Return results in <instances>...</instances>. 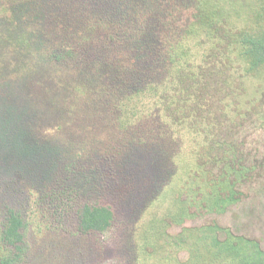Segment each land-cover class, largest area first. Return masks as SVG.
Returning <instances> with one entry per match:
<instances>
[{"label":"rangeland","instance_id":"rangeland-1","mask_svg":"<svg viewBox=\"0 0 264 264\" xmlns=\"http://www.w3.org/2000/svg\"><path fill=\"white\" fill-rule=\"evenodd\" d=\"M121 2L116 28L101 12ZM263 45L264 0H0L17 264H234L253 247L237 236L264 250ZM84 203L112 210L107 231H77Z\"/></svg>","mask_w":264,"mask_h":264},{"label":"trees","instance_id":"trees-1","mask_svg":"<svg viewBox=\"0 0 264 264\" xmlns=\"http://www.w3.org/2000/svg\"><path fill=\"white\" fill-rule=\"evenodd\" d=\"M111 4L109 7L102 10L101 14L103 15H110L111 13L116 16V28H120L124 26V22L130 20L132 17V12H134L133 8L131 11L125 10L123 7L124 4ZM125 3V2H124ZM104 5L108 6V3H104ZM127 19V20H126ZM259 40L254 39L251 37L248 44L253 46L254 48L257 47ZM197 47V45H195ZM262 55L264 54V45L262 48ZM74 58V56L70 54H65L63 52H59L54 56L52 59L55 62L65 61L68 58ZM239 159V158H236ZM233 170L234 167H238L233 163ZM240 169L238 170V172ZM237 180H234L230 187L235 185ZM236 196V197H235ZM233 202L238 200L237 195H232L231 197ZM240 201L241 198L239 197ZM77 215V231L81 234H90V233H103L107 231L113 219L112 210L108 206L100 205V204H93V203H84L78 207L76 210ZM0 250L3 251V255H0V264H17L21 260L24 250L23 247L25 246V236L24 230L25 225L22 222V219L16 214L13 210H6L5 214L3 215V220L0 222ZM238 240L243 239L242 241H246L253 244V247L246 252L245 245L243 242L239 243V247H234L229 249L228 257L235 259L233 262L234 264H264V250L261 248L260 243L254 239L247 238L244 236H237ZM251 239V240H248ZM248 253V254H247ZM247 254L250 256V261L247 262ZM258 255V256H257ZM229 259V258H227ZM237 260V261H236ZM232 261L227 260L225 264H232Z\"/></svg>","mask_w":264,"mask_h":264}]
</instances>
